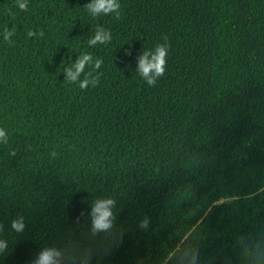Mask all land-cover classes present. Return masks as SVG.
<instances>
[{"label": "trees", "instance_id": "trees-1", "mask_svg": "<svg viewBox=\"0 0 264 264\" xmlns=\"http://www.w3.org/2000/svg\"><path fill=\"white\" fill-rule=\"evenodd\" d=\"M88 2L0 0V264L46 246L91 264H238L240 239L264 231V0H118L119 18ZM98 26L112 39L90 47ZM158 43L149 86L136 57ZM81 53L102 61L95 86L64 80ZM98 197L114 221L93 233Z\"/></svg>", "mask_w": 264, "mask_h": 264}, {"label": "clouds", "instance_id": "clouds-1", "mask_svg": "<svg viewBox=\"0 0 264 264\" xmlns=\"http://www.w3.org/2000/svg\"><path fill=\"white\" fill-rule=\"evenodd\" d=\"M85 6L91 17L115 14L119 18L120 15L118 0H89ZM20 7L24 8L26 5L21 3ZM11 35V31L5 29L4 38L7 40ZM111 39V32L102 26H98L94 34L88 39V45L91 47L97 44H105ZM167 52V44L158 43L151 49L143 50L136 57V73L149 86L155 85L157 79L164 75ZM101 63L102 61L99 59L94 61L91 54L81 53L63 68L64 80L77 83L81 88H86L89 85L95 86L99 82L96 69L100 68ZM0 143H7V136L3 132H0ZM114 203L109 197H98L92 202L89 217L93 233L111 230L114 221ZM147 226L148 220L146 218L141 221L140 227L146 228ZM24 227L22 216L12 219L9 225L10 231L16 233L22 232ZM2 231L3 226L0 225V232ZM7 248V239L0 236V256L7 251ZM236 256L238 264H264V231H257L242 237L236 249ZM31 264H91V258L87 253L71 257L56 246H46L36 253Z\"/></svg>", "mask_w": 264, "mask_h": 264}]
</instances>
